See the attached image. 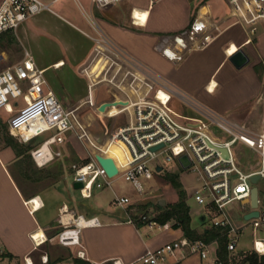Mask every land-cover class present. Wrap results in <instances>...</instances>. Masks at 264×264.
<instances>
[{"label":"crops","instance_id":"0c3cea01","mask_svg":"<svg viewBox=\"0 0 264 264\" xmlns=\"http://www.w3.org/2000/svg\"><path fill=\"white\" fill-rule=\"evenodd\" d=\"M42 1L49 4L50 9L31 16L17 30L0 35V70L20 62L25 51H28L36 66L44 70L47 88L55 92L81 127L85 123L80 121V109L89 106L100 117L118 120L121 114H125L127 119V114L119 113L117 106L108 108L102 114L97 109L103 102L134 98L135 94L144 96L149 90L146 84H141L137 93L132 82L124 85L114 81L116 76L108 75L106 71L110 60L118 61L119 58L95 42L99 36L98 29L124 55L144 62L159 79L175 90L217 113L237 120L254 132L262 131L264 23L258 25L253 40H247L249 34L236 22L237 18L227 0H115L107 4L94 0ZM196 23L199 28L207 26L205 34L211 35V40L205 45L202 44L204 33L201 31L196 43L190 39L189 31ZM13 44L19 46V52L12 49ZM233 46L237 50L230 52ZM239 49H243L249 57V62L242 68H237L230 60V56ZM102 83L108 84L111 98L101 99L96 94V88ZM114 90H119L120 94ZM7 119H3L0 113L2 122ZM78 129L79 138L85 139L94 152L92 147L100 144L98 140L88 129ZM71 135L70 132L68 139ZM68 139L56 147L65 146ZM240 153L244 154L245 151L240 150ZM63 155L62 152L60 157ZM119 160L114 159L117 167ZM17 161L13 147L7 143L0 144V248L13 256L0 259V264H26V257H31L34 264H74L73 258L78 257L80 247L60 244L57 234L77 217L98 218L99 221L96 225H80L85 260L92 264H111L115 258L129 263L147 248H156L185 237L182 229L173 227L171 221L169 229L157 230L141 222L128 223V214L136 215L132 211L135 206L113 208V199L118 195L115 191L110 196L108 207H101L107 196L102 191L94 190L90 198H84L80 191L79 194L75 192L73 182L71 186L68 184V179L72 178L71 167L70 171L60 168L57 181L36 187L35 182L42 183L50 177H36L31 173V179H24ZM258 165L245 168L256 169ZM36 171H41V168ZM258 187L264 202V182ZM35 197L40 199V206L31 203ZM129 198L132 204L139 201L140 204L152 203L150 206H153L155 203L144 198ZM190 209L195 229L202 232L214 227L205 216L204 207L199 210L198 222L194 221L191 206ZM250 210V203L227 208L235 224L242 227L240 236L246 227L251 226L245 224V215ZM262 227L258 230V238L264 240ZM40 229L44 231L46 240L35 245L31 236ZM255 239L253 231L248 240L253 248L246 251L237 248L232 252L228 250V264H250L243 259L247 253L255 251ZM210 246L214 248V255L207 259L197 254L184 258L176 255L162 264H218L219 242L212 240ZM45 255L48 256L47 263L42 261Z\"/></svg>","mask_w":264,"mask_h":264},{"label":"built area","instance_id":"2783aa9c","mask_svg":"<svg viewBox=\"0 0 264 264\" xmlns=\"http://www.w3.org/2000/svg\"><path fill=\"white\" fill-rule=\"evenodd\" d=\"M94 1L107 4L115 0ZM227 1L237 18L236 22L247 30L249 34L247 40H253L258 25L264 23V0ZM48 9L50 5L42 0H0V35L6 31L17 30L28 18ZM205 29L207 26L199 28L196 23L189 31L190 39L196 43L201 31L204 33L202 44L205 45L211 40V35L205 34ZM96 30L99 34L95 40L98 46H104L118 58L122 56L127 60L122 62L124 64L127 62V65L130 64L128 66L133 68V72H130L135 79L131 84L137 93L141 84H146L149 90L144 96L135 94L134 98H119L129 102L126 106H117L119 113L127 114V121L115 128L109 138L118 140L126 146L129 159L125 166L119 168L118 174L113 177L107 174L96 158L97 152H93L88 161L71 165L73 182L83 183L79 189L81 195L90 198L95 188L111 187L117 177H123L131 182L139 193L144 194L152 189L150 180L156 172H166L169 162L175 160L179 162V157L187 154L191 160L187 168L196 174L199 182L194 192L196 201L205 208L204 214L211 220L212 225L224 231L228 238V250L230 252L236 250L242 227L235 224L227 208L230 205L243 206L245 203H251L253 188L251 178L256 175L264 177V127L262 131L254 132L237 120L194 101L159 79L153 72L144 69L134 59L124 55L100 30ZM131 61L135 64L131 65L133 64ZM47 87L44 70L36 66L28 51H25L20 62L0 70V110H5L11 115L7 119L11 135L23 143H30L39 136L48 134L40 145L31 150L34 161L40 167L62 155L55 147L64 144L68 134L74 131L78 124L55 92ZM174 97L195 108L203 117L190 116L176 110L172 105ZM21 101L24 102V106H21ZM214 125L222 130V135H215L212 132L211 128ZM160 144L164 145L152 150ZM237 144L257 153L259 167L248 170L238 163L235 153ZM45 145L48 151L43 152ZM224 150H227V155ZM179 164L181 165L180 162ZM159 166L162 167L160 171L157 170ZM112 203L114 206L127 208L131 199L128 196L116 195ZM259 210L258 217L245 221V224L251 225L254 231L264 225V207L260 206ZM158 215V210L150 206L138 219L128 214L127 222L131 224L141 222L150 229H169L170 222H159ZM80 218L77 217L72 223L68 222L57 234V239L64 246H79L77 256L85 259L86 252L80 241ZM86 224H99L98 218L87 219ZM31 237L35 245L46 240L43 237L38 240L35 233ZM254 249L259 254H264V240L256 238ZM3 254L4 250L0 248V259ZM193 254L203 259L209 258L210 242L182 237L156 248H147L143 254L129 263L115 258L111 264H162L171 256L179 255L184 258ZM42 261L47 263L48 256H42ZM217 261L218 264H223L221 260ZM25 263L34 264L31 257H26Z\"/></svg>","mask_w":264,"mask_h":264},{"label":"rangeland","instance_id":"374dc122","mask_svg":"<svg viewBox=\"0 0 264 264\" xmlns=\"http://www.w3.org/2000/svg\"><path fill=\"white\" fill-rule=\"evenodd\" d=\"M96 33V32H95ZM19 46L17 44H13L12 45V49L14 51L19 52L18 50ZM129 58L134 59L136 62H138L140 65L143 66L144 69H147L149 71H151L147 66H145V63L136 60V58H133L131 56H129ZM120 59V60H119ZM117 60L113 61L110 60L111 63L107 68V73H109L108 75L110 77H114V81L118 82V83H122L124 85H128L129 83H131V81L133 79H135L134 75L132 74L133 72V68L131 66H128L130 64L127 65V62H125V64L121 63V61H127L125 60L122 56ZM133 62L134 65L135 62ZM119 64L122 66H119ZM132 71V72H130ZM152 72V71H151ZM113 79V78H112ZM108 84L107 83H102L100 86H98L96 88V94L99 96V98H111L112 95L111 93L108 91ZM114 92L116 94H120L119 90H114ZM65 105V104H64ZM172 105L174 106V108L180 112H183L184 114L190 115V116H200L203 117V115L201 113H199L195 108H193L192 106H190L189 104L183 102L180 98H176L174 97V100L172 102ZM21 106H24V102L21 101ZM0 113L2 114L3 119L11 116L10 114H6L4 110H1ZM102 114V113H100ZM80 121L83 123H85V125H82L83 128L88 129V131L93 135V137H95L98 142L100 143L98 146H93L92 149L94 150V152L97 153H103L105 154L107 157H112V159H124L126 154H127V150L126 147L123 144H112L111 141L109 140V137L111 135V133L115 130V128H117L118 126L122 125V123H126L127 119H126V115L125 114H121L118 117V120L114 119V118H108V117H101L98 116L96 110L93 107H85L83 109H80ZM5 124V129H2L0 131V144H6L4 142V137L3 135L6 134L9 138H11L12 140L25 145V146H29L31 149L34 146H38L41 144V142L43 140H45L48 136V134H43L41 136H39L38 138L34 139L32 142L30 143H23L21 141H19L16 137H14L13 135H11V133L9 132L8 129V124H7V120L5 122H3ZM81 125L76 124V129L77 128H82ZM73 132L71 131L72 135L69 136L68 142L65 146H60V147H56L57 150H62L63 152V156L62 157H57L55 160L51 161L50 163H48L46 166L44 167H39L37 165V163L33 160L31 153L29 151V157L24 158V160L27 163H31V173L34 176H40L43 178V176L47 175L50 171L55 172L58 171L59 168H66L68 171H70V167L73 163H82L85 161H88L90 159V157L92 156L93 151L90 149L89 145L87 144V141L83 138H79L78 133L80 132L79 129ZM82 130V129H81ZM212 132L215 135H222V130L219 129L217 126H212L211 128ZM78 131V133H77ZM102 142V143H101ZM240 150H244L245 153L241 154ZM235 153L237 156V161L238 163L245 167H254L255 165L259 164V156L257 155V153L255 151L250 150L248 147L241 145V144H237L235 147ZM120 157V158H119ZM19 159L20 161L19 164L21 165L22 163V159ZM120 160H119V164H120ZM19 164L18 166V170H19ZM121 165V164H120ZM22 166V165H21ZM11 167V166H10ZM259 167V165L257 166ZM37 168H41V171H36ZM168 173H175L178 174V181L181 184V190L184 191L185 193V198L189 204V206H191L192 211H193V215H194V221L198 222L199 221V210H201L203 208V206H201L195 199L194 197V192L195 189L199 186V182L196 179V174H194L193 172L190 171V169L188 168H183L178 160H175L173 162H169L167 164V171L166 172H156L154 174V177L150 180V185L152 186V189H149L146 193L141 194L138 192V190L133 186V184L127 180H125L123 177H117L114 179L113 184L111 187L106 186L103 188H95V192L97 191H102L105 193L106 198L104 199V204L101 207H108L109 204V199L110 196H113L112 194L113 191H115L116 193H118V195H128L129 197L133 198V199H140V198H144L146 199L145 201H153L155 203H153L155 206V208L158 210L159 214L164 210L163 206L158 205L157 203V199L160 198H166L168 200V202H173V201H178L180 198V193H179V188H177L170 179L166 178V175ZM45 181L42 183H38L35 182V185L37 187V185H46V183H53L55 181H57V178H49V179H44ZM72 178L68 179V184H72ZM264 182V177H262V179L258 182V184H262ZM73 189V188H72ZM75 192H77L79 194V190H75ZM261 199V198H260ZM135 204V203H133ZM132 202L130 203L129 206H135V209L132 210L134 212V214L136 213V215L134 216L136 219H138L140 217V214H142L143 212H145L146 210H148L150 208V204L152 205V203L150 204H140V202L138 201V203H136L135 205H133ZM157 204V205H156ZM128 206V207H129ZM113 208H118V206H115ZM157 230V228H156ZM262 230H264V225L262 227ZM261 230V231H262ZM253 227L252 226H248L245 228L243 235L240 236L239 239V243L237 245V250H244L246 251L247 249H251L253 248V244L251 245V242L248 243V240H250V236H252L253 234ZM259 231L256 230L254 231L255 234V238L259 237ZM214 255V248L212 246H210V256L212 257Z\"/></svg>","mask_w":264,"mask_h":264},{"label":"trees","instance_id":"16d2710c","mask_svg":"<svg viewBox=\"0 0 264 264\" xmlns=\"http://www.w3.org/2000/svg\"><path fill=\"white\" fill-rule=\"evenodd\" d=\"M1 130L5 129V124L0 120ZM4 142L8 145L12 146L15 150L18 161L21 158H27L29 156V151L31 148L29 146L22 145L11 138H9L6 134L3 135ZM24 158L22 159V166L19 164L20 174L24 179H31V163H27ZM60 170V168H59ZM50 171L47 176L50 178H56L60 175L61 171ZM178 174L175 173H168L166 178L170 179L172 183L179 188L180 198L175 203H168L164 207V210L158 215V221L161 223H166L171 221L173 223V227L181 228L184 232V236L189 238L190 240H205L210 242L212 240H217L219 242V250L218 255L219 259L223 262V264H228L229 261V251H228V238L225 236L224 231L217 227L206 228L202 232H199L192 226V217H191V209L190 206L185 198V193L181 190V184L178 181ZM157 205V204H156ZM13 258L12 255L7 254L4 252L1 259L3 258ZM243 261L250 262V264H264V254H259L257 251H252L246 254ZM74 264H92L90 261L74 257L73 258Z\"/></svg>","mask_w":264,"mask_h":264},{"label":"water","instance_id":"95a60500","mask_svg":"<svg viewBox=\"0 0 264 264\" xmlns=\"http://www.w3.org/2000/svg\"><path fill=\"white\" fill-rule=\"evenodd\" d=\"M230 60L232 61V63L237 68H242L243 66H245L249 62V57L243 49H239L238 51H236L235 53H233L230 56ZM128 104H129L128 101H124L122 99L111 100V101L103 102L99 106L98 109L100 112H106L107 109L112 107V106H119V105L126 106ZM163 145L164 144H160L158 146H155L152 148V150H157L160 147H162ZM224 152L227 155V150H224ZM96 158L101 163V165L103 166V168L106 170L107 174L110 177H113L116 174H118L119 169L117 168L114 160L111 157H107V156H104V155L98 153V154H96ZM179 162L181 163L183 168H187L191 164V160L187 154L180 156ZM161 169H162V167H160V166L157 168L158 171H160ZM251 179L253 182V188L251 191V203H250L251 210L245 215V219H247V220L254 218V217H258L260 214V210H259L260 206L264 207V202L260 199V192H259V187H258V182L260 180V176L256 175V176H253ZM82 186H83V183L80 181H74L73 182V187L76 190H79ZM260 202H261V205H260ZM158 204L160 206L165 207L167 204V201L165 198H160L158 200Z\"/></svg>","mask_w":264,"mask_h":264},{"label":"bare ground","instance_id":"6f19581e","mask_svg":"<svg viewBox=\"0 0 264 264\" xmlns=\"http://www.w3.org/2000/svg\"><path fill=\"white\" fill-rule=\"evenodd\" d=\"M138 15H139V13H137ZM235 50H237V48H236V46H233L231 49H230V52H234ZM110 141H111V143L112 144H123L122 142H120V141H118V140H113V139H110ZM124 145V144H123ZM125 146V145H124ZM126 147V146H125ZM126 150H127V148H126ZM42 151L44 152V151H48V147H47V145H45L44 147H43V149H42ZM112 158V157H111ZM128 159H129V154H128V150H127V156L123 159V160H121L120 161V164H119V166L117 167L118 169L119 168H122L123 166H125L126 165V163H127V161H128ZM32 204H33V206H40V199L38 198V197H35L34 198V200L31 202ZM79 222H80V224L81 225H83V224H86V222H87V219H85L84 217H81L80 219H79ZM67 223V222H66ZM37 232V231H36ZM36 234V237L38 238V240L40 239V237H43V238H45V234H44V231L43 230H39L37 233H35Z\"/></svg>","mask_w":264,"mask_h":264}]
</instances>
